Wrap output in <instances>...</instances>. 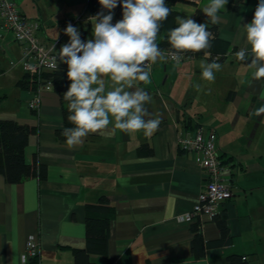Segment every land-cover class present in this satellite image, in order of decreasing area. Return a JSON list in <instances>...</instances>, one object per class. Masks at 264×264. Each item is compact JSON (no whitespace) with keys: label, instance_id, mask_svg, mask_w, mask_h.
<instances>
[{"label":"crops","instance_id":"crops-1","mask_svg":"<svg viewBox=\"0 0 264 264\" xmlns=\"http://www.w3.org/2000/svg\"><path fill=\"white\" fill-rule=\"evenodd\" d=\"M16 1L27 17L40 21L43 40L60 39L58 51L69 42L64 32L69 23L80 33L85 28L91 38L92 24L83 15L88 0ZM187 1L176 8L192 19L209 2ZM257 3L248 0L234 10L228 2L221 11L219 36L231 44L224 59L204 55L178 66L170 59L152 65L151 82L139 84L152 97L145 119L161 121L152 136L119 130L111 139L89 134L71 148L59 135L65 122L57 91H42L37 111L28 107L33 91L17 85L25 74L21 46L11 31L2 29L0 17V119L37 126L24 156L31 163L37 155L47 167L45 179L18 183L0 173V264H23L31 236L41 244L37 264H75V249L86 246V203L101 195L109 197L115 216L107 246L91 255L99 264H231L232 253L245 256L249 264H264V114H253L264 105V78L253 80V70L245 65L250 59L244 64L235 57L249 47L243 25L251 22ZM117 21L113 16L112 23ZM213 60L222 69L208 82L199 65ZM195 125L216 132L226 172L235 184L232 198L217 210L227 213L231 243L208 245L201 258L192 251L196 218H182L193 212L206 183L197 158L179 146L180 134ZM201 220L204 239H219L215 219Z\"/></svg>","mask_w":264,"mask_h":264},{"label":"clouds","instance_id":"clouds-1","mask_svg":"<svg viewBox=\"0 0 264 264\" xmlns=\"http://www.w3.org/2000/svg\"><path fill=\"white\" fill-rule=\"evenodd\" d=\"M122 7V19L112 23L114 10ZM101 11L90 17L91 38L81 39L78 28L71 23L64 29L70 38L52 57L50 67L57 62L67 65L70 81L63 98L68 102L67 120L72 127H65L62 135L71 148L83 142L89 134H98L111 139L117 130L132 134L143 132L150 137L158 129L159 118L145 119L149 115L146 104L151 95L139 84L151 82L152 65L169 59L180 65L184 54L201 53L210 56L213 47V26L222 22L220 15L228 0H209L202 11L207 23H197L189 17H176L177 27L170 29L165 51L156 43L163 23L172 10L165 0H99ZM107 10V14L105 11ZM249 47L235 53L238 61L252 69V79L264 78V0H258L250 23L243 25ZM54 50V45H53ZM201 78L214 82L215 73L222 65L213 60L201 62ZM106 80L109 84L106 87ZM199 91L200 85H195ZM264 99V96H261ZM264 114V105L253 113Z\"/></svg>","mask_w":264,"mask_h":264},{"label":"trees","instance_id":"trees-1","mask_svg":"<svg viewBox=\"0 0 264 264\" xmlns=\"http://www.w3.org/2000/svg\"><path fill=\"white\" fill-rule=\"evenodd\" d=\"M247 1L248 0H228L234 10L238 9L240 5ZM180 2L186 3L188 1L165 0L166 5L172 10V12L163 23L160 33L157 36L156 43L162 50L167 51L170 48V45L167 42V35L170 29L178 26L176 24V17H188L186 11L178 10L176 8V5ZM101 10L99 0H88L84 12L95 16ZM112 11L114 13V18L117 20L122 19L123 10L122 7L119 6V3ZM193 17L200 23H207L201 9H196ZM208 26L214 36V39L212 40L213 47L208 51L211 53L212 57H216L217 60H222L231 50V44L220 38L218 25L213 26L209 23ZM185 55L190 57H202L204 56V53L189 52ZM44 77L45 80L52 81L53 89L59 93L65 127H72L67 120V116L69 115L67 111L68 102L63 98V95L70 84V81L67 78V67H60L47 72L44 74ZM17 85L27 90H36L38 80L36 79V76L25 72L24 76L17 82ZM186 126L191 127L192 125L188 122ZM37 130L38 128L36 125L20 122L14 119H0V173L4 175L8 182L18 183L31 177H37L39 179H45L47 177V167L40 163L37 155L34 156L31 163L26 162L24 156L29 136L32 133H36ZM62 132L63 130L59 131V135L64 137ZM143 149H147L148 152L152 151L151 147L148 145H144ZM114 216L115 207L107 195H101L96 201L86 203V246L84 248L75 249V264H99L91 258V255L93 253L102 252L107 246L110 236V225ZM213 218L220 229V238L217 240L206 241L204 239L202 233V220L195 219L191 226L194 232L192 251L196 258H201L205 255V249L208 245L231 243V234L227 223V213H216ZM228 260L231 264H249V261L245 256L237 253L228 255ZM30 262L37 264L38 258H33Z\"/></svg>","mask_w":264,"mask_h":264},{"label":"built area","instance_id":"built-area-1","mask_svg":"<svg viewBox=\"0 0 264 264\" xmlns=\"http://www.w3.org/2000/svg\"><path fill=\"white\" fill-rule=\"evenodd\" d=\"M83 15L90 23L92 14L84 12ZM0 17L2 29L11 31L13 38L21 46V61L25 72L36 76L38 86L33 91V97L28 101V107L37 111L40 106V94L44 90L53 89L51 80H45L44 74L62 67L58 60L57 68L50 67L52 57L58 52V40H43L38 32L41 27L39 20L26 16L24 10L16 0H0ZM54 45V50H53ZM190 58L184 54L183 60ZM11 64L15 61L11 59ZM152 71V69H151ZM180 149L192 153L199 161L206 174V183L203 187L200 201L193 212L182 216L183 219H202L203 216L213 217L225 201L233 196L235 184L224 163L218 146V136L214 130L195 125L185 129L179 137ZM41 255L39 240L31 236L26 243V253L23 256V264H27L33 258Z\"/></svg>","mask_w":264,"mask_h":264},{"label":"water","instance_id":"water-1","mask_svg":"<svg viewBox=\"0 0 264 264\" xmlns=\"http://www.w3.org/2000/svg\"><path fill=\"white\" fill-rule=\"evenodd\" d=\"M197 23H200L199 21L195 20ZM81 39L84 40V41H87L88 40V33H87V30L85 28H81ZM141 84H143L141 82Z\"/></svg>","mask_w":264,"mask_h":264},{"label":"rangeland","instance_id":"rangeland-1","mask_svg":"<svg viewBox=\"0 0 264 264\" xmlns=\"http://www.w3.org/2000/svg\"><path fill=\"white\" fill-rule=\"evenodd\" d=\"M180 6H184V5H186V3L185 2H180V3H178ZM22 7H23V5H22ZM91 32H92V30H91ZM59 44H61V41L59 42ZM57 45V49L59 48V46L60 45Z\"/></svg>","mask_w":264,"mask_h":264}]
</instances>
